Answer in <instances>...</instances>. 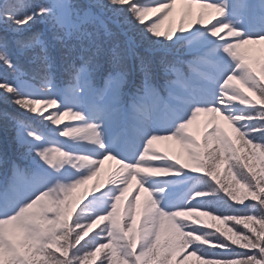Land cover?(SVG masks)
Returning <instances> with one entry per match:
<instances>
[{"label":"snow or ice","instance_id":"6c2138e0","mask_svg":"<svg viewBox=\"0 0 264 264\" xmlns=\"http://www.w3.org/2000/svg\"><path fill=\"white\" fill-rule=\"evenodd\" d=\"M254 7L0 0V103L15 109L0 119L22 149L0 158V264H264V62L247 54L264 45V0L258 19Z\"/></svg>","mask_w":264,"mask_h":264},{"label":"trees","instance_id":"16d2710c","mask_svg":"<svg viewBox=\"0 0 264 264\" xmlns=\"http://www.w3.org/2000/svg\"><path fill=\"white\" fill-rule=\"evenodd\" d=\"M32 2L35 3V2H37V0H32ZM0 74L8 76L9 78H11V73L7 72L3 68V66H0ZM48 110L45 113L46 115L50 112V110L49 111ZM14 111H15V109L12 108L11 106H8L4 103H0V113L14 112ZM45 124H48V122H45ZM33 126L36 127L38 131H40V129L38 128L39 126L45 127L43 124H40L39 122H34ZM52 126L53 125L49 124V127H52ZM45 128H47V127H45ZM15 136H16V133H15V130L13 129L11 123L9 122L7 125H5L3 120L0 119V158L17 159L18 162H20L19 157L21 155L22 149L16 143ZM248 162L253 165L254 170L259 169L258 162L254 161V160H249ZM225 168H226L225 165H221L219 175H220V178L222 179V181L226 183L228 180V177L225 175ZM200 175H202V174H200ZM253 202L258 203L255 201H253ZM230 203H234V202L230 201ZM200 219L203 220L205 223L215 224L221 228L224 227V225L220 221L212 220L208 216L201 215ZM239 227L242 228L243 226L241 225ZM256 227L259 228V225H256ZM245 231H247V230H245ZM249 235H251V234H249ZM234 247H238V245H236ZM189 264H197V262L195 261V258H189Z\"/></svg>","mask_w":264,"mask_h":264},{"label":"rangeland","instance_id":"374dc122","mask_svg":"<svg viewBox=\"0 0 264 264\" xmlns=\"http://www.w3.org/2000/svg\"><path fill=\"white\" fill-rule=\"evenodd\" d=\"M180 5L177 4L174 8L173 11V15L170 18V20L172 21V25L175 28L177 25V21H178V17L180 14ZM199 10L198 5H193L192 6V13H193V17L195 16L196 12ZM210 11V10H207ZM168 21L165 22V25L162 27H167ZM249 47V51H248V56L252 58L253 62L255 61L256 57H259L261 59L262 62H264V45H251L248 46ZM254 66L257 67V69H259V65H255ZM207 117H205L204 115H201L200 117L197 118V121L194 122V124L191 126L193 129L198 128L199 126H202L203 121L206 119ZM70 121L68 120H64L62 122L63 123H68ZM73 124H75V122H71ZM223 127L225 129V131L229 134L232 135L231 133V129L226 125L223 124ZM49 139H54L56 141H63L66 140L68 138H64V137H52L49 135ZM52 146V145H49ZM155 147L159 148L162 152H174V153H179L181 156H183L182 151L180 150L179 146L176 145L174 142L172 141H159L156 143ZM184 157V156H183ZM108 162H106L107 164ZM92 181L89 182V185H91Z\"/></svg>","mask_w":264,"mask_h":264}]
</instances>
